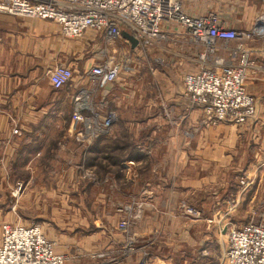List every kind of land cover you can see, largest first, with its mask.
<instances>
[{
    "label": "crops",
    "instance_id": "0c3cea01",
    "mask_svg": "<svg viewBox=\"0 0 264 264\" xmlns=\"http://www.w3.org/2000/svg\"><path fill=\"white\" fill-rule=\"evenodd\" d=\"M183 3L189 13L213 12L222 24L238 31L251 29L264 15V0ZM125 40L123 36L118 41L117 50L113 48L117 41L109 43L102 34L89 31L84 37H65L53 21L0 11V207L8 202L14 175H21L23 191L28 193L65 191L85 175L91 209L102 208L107 225L92 235L90 252L98 249L110 256L126 248V233L118 225L127 218L137 251L125 254L121 264H138L144 252L150 264H226L232 227L261 218L250 208L252 192L261 185L264 193V36L247 43L253 62L247 89L258 106L256 117L247 123L205 127L202 109L190 102L183 84L187 73L204 67L202 48L184 37L153 49H158L156 56L165 50L166 60L172 63L166 68L175 71L153 72L158 85L175 89L168 94L170 105L151 104L153 116L148 121L124 120L123 113L131 109L126 105L129 96L120 88H125L124 80L132 72L123 71L94 98L96 103L106 101L107 109L116 113L115 135L92 144L79 142L71 132V120L59 119L63 108L69 106L72 114L73 95L90 89L91 67L113 50L121 58ZM57 64H66L76 73L71 86L60 90L53 89L47 74ZM14 127L20 128L19 133H13ZM238 171L250 180L260 179L238 185L233 179L243 175ZM52 175L56 183L43 179ZM260 201L264 207V199ZM64 202L70 206L74 200ZM119 206L125 208L123 213ZM184 206L196 209L200 216L185 210L180 214ZM237 214L247 220L234 217ZM235 218L243 221L240 226Z\"/></svg>",
    "mask_w": 264,
    "mask_h": 264
},
{
    "label": "built area",
    "instance_id": "2783aa9c",
    "mask_svg": "<svg viewBox=\"0 0 264 264\" xmlns=\"http://www.w3.org/2000/svg\"><path fill=\"white\" fill-rule=\"evenodd\" d=\"M0 11L54 21L65 37H84L93 31L114 43L125 31L138 40L134 48L125 40L121 58L113 50L103 62L94 64L89 70L90 89L73 95L70 129L79 142L92 144L111 135L116 113L107 109L106 101L96 103L94 98L113 85L123 71L133 70L131 54L163 49L166 43L184 37L202 48L204 67L198 73H187L183 84L190 102L202 109L204 123L242 125L257 113L255 98L247 89L248 71L253 65L247 43L264 36V15L251 29L238 31L222 24L213 12L189 13L183 0H0ZM233 42L236 44L231 47ZM127 51H131L130 56ZM47 74L53 89L60 90L71 86L76 73L66 64H57ZM187 213L200 216L192 207ZM119 228L126 233V248L105 264H121L125 254L134 252L136 238L129 221L122 220ZM1 230L0 264H68L71 260L68 253L57 251L55 241L39 225L4 223ZM143 254L138 264H149L147 253ZM225 261L264 264L263 219L253 218L229 231Z\"/></svg>",
    "mask_w": 264,
    "mask_h": 264
},
{
    "label": "rangeland",
    "instance_id": "374dc122",
    "mask_svg": "<svg viewBox=\"0 0 264 264\" xmlns=\"http://www.w3.org/2000/svg\"><path fill=\"white\" fill-rule=\"evenodd\" d=\"M118 41L113 45V48H117V50H119ZM230 46L234 47L233 44H230ZM163 48H166V46H164ZM153 49L154 48H151V50ZM153 51L150 53L149 49H147L146 51H144V53H139L140 55L131 54L133 60V63L130 64L131 68L133 69L131 71L132 77H127V79H125L123 83L125 88H120L124 90L127 96H129L128 99H126V105L128 109H131L130 112L123 113L124 120L148 121L150 117L152 118L153 116H150L152 114V111L149 108L151 104L159 103V105L163 107L170 105L169 103L172 102V99L170 98V101L168 94H170V92L175 89L170 86L161 87L160 85H158L159 82L155 78L153 72L154 69H158V71L162 73L165 72L166 69H169L173 72L175 71L172 67L166 68V64L170 66L172 63L170 60H166L167 53H165V50L162 51L163 54L161 56H156L158 49ZM130 53L131 51H127L126 55L130 56ZM171 55V53H168V56L171 57ZM174 84L177 85L178 81H174ZM117 88L118 87L116 86L115 89L117 90ZM255 101L256 107H258L256 98ZM142 104L143 106H141ZM256 115L254 117H256ZM204 118L205 117L203 116V124L205 125V127H209V125L204 123ZM59 119L71 120V108L69 106H65V108H63V113L60 115ZM217 126L218 125L212 127ZM143 130L144 133L147 132L146 129ZM19 131V127L13 128L14 134L19 133ZM112 135H115L114 128L111 135H109L108 137H111ZM241 169L242 168H240L239 170ZM238 173L243 174V171H238ZM256 177H253L250 180V177L248 175L244 176L243 174L237 175V179L234 176L233 179L237 181L238 185L245 186L247 181L250 184L253 179L255 181H258L260 179V177ZM21 178V175H14L13 190L7 193V205L4 204L2 207H0V239L2 231L1 226L4 223H19L24 225L36 224L41 226L44 234L49 239L55 241L57 251L68 253L71 256V260H73L74 262L71 261L70 264H86L88 263L89 259L94 260L95 264H105V262L109 260V257L112 258V255L109 256L107 254H104L103 256L102 253H104L105 251L103 252L98 249L96 253L90 252L91 248L89 247V241H91L92 235L96 236L97 233H100L102 230H104L107 225L102 219L103 209L98 207L91 209V201L85 193L88 188V184L86 182V179L88 178L87 176H79L78 181L75 182L76 184H74L73 187H69L70 189L65 191L61 189V191L56 192L34 191L31 193L23 191ZM43 179L46 181H55V183L57 182V177L53 175L43 177ZM257 186L258 185H256L255 188H257ZM54 188L57 189L59 188V186L54 185ZM261 190L262 186L259 185V190L256 189L254 190V193L252 192V194H254V198L251 202L250 211L252 212L250 213H253L255 217H261L260 219L264 220V207L261 205L260 201L264 199V197L262 196V194L264 193H262ZM1 194L5 195V193ZM10 199H12V203L9 202ZM28 199L32 201L30 202V204H28L27 202ZM71 199H73L74 202L70 204V206H67L65 204L66 202L64 201H70ZM117 210L123 213L125 211V208L119 206L117 207ZM184 210L187 213L188 207H181L180 214H182ZM194 210L197 211L196 209ZM192 216L195 217L194 215ZM239 216L240 215L237 214V216L235 215L234 217L239 218ZM240 218L245 219L243 218V215H241ZM234 220H236L235 223L237 224V226H240L241 222H243L241 220L238 221L236 218ZM246 220L247 219H245L244 221ZM233 227L236 226L234 225ZM135 247L136 246L134 245V251H137Z\"/></svg>",
    "mask_w": 264,
    "mask_h": 264
},
{
    "label": "water",
    "instance_id": "95a60500",
    "mask_svg": "<svg viewBox=\"0 0 264 264\" xmlns=\"http://www.w3.org/2000/svg\"><path fill=\"white\" fill-rule=\"evenodd\" d=\"M122 35L132 43L133 47L137 46L138 40L135 37L125 31L122 32Z\"/></svg>",
    "mask_w": 264,
    "mask_h": 264
},
{
    "label": "bare ground",
    "instance_id": "6f19581e",
    "mask_svg": "<svg viewBox=\"0 0 264 264\" xmlns=\"http://www.w3.org/2000/svg\"><path fill=\"white\" fill-rule=\"evenodd\" d=\"M70 262H71V260H70V261H68V264H70Z\"/></svg>",
    "mask_w": 264,
    "mask_h": 264
}]
</instances>
